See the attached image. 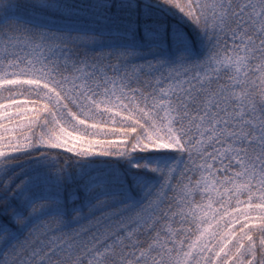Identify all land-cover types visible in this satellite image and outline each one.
Returning a JSON list of instances; mask_svg holds the SVG:
<instances>
[{
	"label": "snow or ice",
	"instance_id": "snow-or-ice-1",
	"mask_svg": "<svg viewBox=\"0 0 264 264\" xmlns=\"http://www.w3.org/2000/svg\"><path fill=\"white\" fill-rule=\"evenodd\" d=\"M0 264H264V0H0Z\"/></svg>",
	"mask_w": 264,
	"mask_h": 264
}]
</instances>
